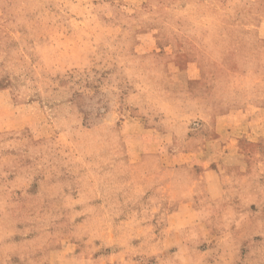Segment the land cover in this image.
Returning a JSON list of instances; mask_svg holds the SVG:
<instances>
[{
    "label": "rangeland",
    "instance_id": "374dc122",
    "mask_svg": "<svg viewBox=\"0 0 264 264\" xmlns=\"http://www.w3.org/2000/svg\"><path fill=\"white\" fill-rule=\"evenodd\" d=\"M0 264H264V0H0Z\"/></svg>",
    "mask_w": 264,
    "mask_h": 264
},
{
    "label": "crops",
    "instance_id": "0c3cea01",
    "mask_svg": "<svg viewBox=\"0 0 264 264\" xmlns=\"http://www.w3.org/2000/svg\"><path fill=\"white\" fill-rule=\"evenodd\" d=\"M258 28H261V26H258L257 29H258ZM206 173H207V174H210V173H212V170H207ZM207 185H208V183H207ZM208 189H209L208 192L211 194V192H210V188H209V185H208ZM211 196H212V195H211Z\"/></svg>",
    "mask_w": 264,
    "mask_h": 264
}]
</instances>
